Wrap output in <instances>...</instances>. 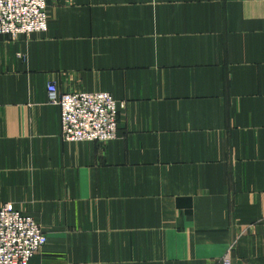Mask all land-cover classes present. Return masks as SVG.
Returning a JSON list of instances; mask_svg holds the SVG:
<instances>
[{
    "label": "crops",
    "instance_id": "1",
    "mask_svg": "<svg viewBox=\"0 0 264 264\" xmlns=\"http://www.w3.org/2000/svg\"><path fill=\"white\" fill-rule=\"evenodd\" d=\"M0 35V206L29 264H264V0H47ZM59 91L116 100L117 136L61 138Z\"/></svg>",
    "mask_w": 264,
    "mask_h": 264
},
{
    "label": "built area",
    "instance_id": "2",
    "mask_svg": "<svg viewBox=\"0 0 264 264\" xmlns=\"http://www.w3.org/2000/svg\"><path fill=\"white\" fill-rule=\"evenodd\" d=\"M47 0H0V35H30L47 29ZM48 102L60 109L61 138L73 142H107L117 136L116 100L103 91H59L46 84ZM46 243L30 216L6 203L0 206V264H29Z\"/></svg>",
    "mask_w": 264,
    "mask_h": 264
}]
</instances>
